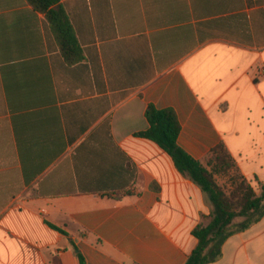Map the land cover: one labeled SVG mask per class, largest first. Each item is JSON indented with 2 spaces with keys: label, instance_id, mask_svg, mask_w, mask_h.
<instances>
[{
  "label": "crops",
  "instance_id": "obj_1",
  "mask_svg": "<svg viewBox=\"0 0 264 264\" xmlns=\"http://www.w3.org/2000/svg\"><path fill=\"white\" fill-rule=\"evenodd\" d=\"M54 7L79 61L67 60L45 13L0 0V264H80L74 245L87 264H186L213 205L136 134L150 126L149 104L172 108L188 154L204 161L224 143L264 184V0ZM220 249L207 264H264V217Z\"/></svg>",
  "mask_w": 264,
  "mask_h": 264
},
{
  "label": "trees",
  "instance_id": "obj_2",
  "mask_svg": "<svg viewBox=\"0 0 264 264\" xmlns=\"http://www.w3.org/2000/svg\"><path fill=\"white\" fill-rule=\"evenodd\" d=\"M28 1L37 10L46 14L57 33L67 60L79 61L80 46L67 16L62 9L54 7L59 0ZM145 116L150 126L147 130L138 132L136 136L152 141L166 151L177 170L199 185L213 204L212 213L206 217L209 219L208 224H199L192 231L198 244L186 262V264H207L220 255L221 245L230 235L249 228L264 217V184H259V192L255 190L251 182L241 173L224 143L213 148L204 161L188 154L177 143L181 125L174 109H158L153 104H149ZM124 156L134 182L138 168L129 156L125 153ZM218 177L226 178V182L220 184ZM119 198L121 194L118 195ZM236 220L241 222L236 223ZM47 224L57 231L68 234L50 222ZM210 246L212 249L208 252ZM74 247L80 264H87L78 247L75 245Z\"/></svg>",
  "mask_w": 264,
  "mask_h": 264
},
{
  "label": "rangeland",
  "instance_id": "obj_3",
  "mask_svg": "<svg viewBox=\"0 0 264 264\" xmlns=\"http://www.w3.org/2000/svg\"><path fill=\"white\" fill-rule=\"evenodd\" d=\"M218 181H219L220 184H224V183L226 182V178H224V177H218ZM251 184L253 185V183H251ZM253 187L255 188V190H256L257 192L260 191L259 184H258V186H257V184H254ZM208 199H209V198H208ZM209 202H210L211 205H213V204L211 203L210 199H209Z\"/></svg>",
  "mask_w": 264,
  "mask_h": 264
}]
</instances>
